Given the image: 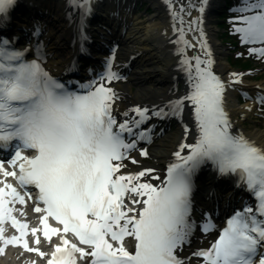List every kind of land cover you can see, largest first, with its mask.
Here are the masks:
<instances>
[{"label":"snow or ice","instance_id":"1","mask_svg":"<svg viewBox=\"0 0 264 264\" xmlns=\"http://www.w3.org/2000/svg\"><path fill=\"white\" fill-rule=\"evenodd\" d=\"M15 2L0 0V21L9 19ZM198 2L201 16L189 21L188 30L193 24L198 26L199 45L205 56L186 55V48L194 45L185 36L184 7L178 6L171 13L173 21L180 20L178 29L173 23V31L179 32L178 67L187 73L191 87L185 96L167 102V112L155 105L151 110L157 117L172 115L182 120L184 101H190L195 142L179 144L174 153L178 162L168 165L159 185L148 179L152 168L140 166L129 171L125 164L126 159L139 164L130 155L137 141L126 139L125 133L131 136L136 127L135 135L144 139L148 130H139V125L148 118L149 109L134 105L131 111L139 118L131 121L118 122L114 116L118 93L105 81L121 78L113 70L115 48L105 60L103 74L85 82L81 90H72L43 65L46 52L40 36L44 28L39 22H34L31 29L34 45L29 40L27 47L17 48L13 41L18 37H0V149H12L8 158H0V175L4 178L0 180V253L7 245H15L44 257L38 246L42 232L49 242L60 234V243L53 245L47 264H77L76 253L90 258L89 264H191L180 250L191 243L196 226L192 219L194 176L210 162L217 175L237 176V184L255 197V206L246 204L235 210L211 246L198 248L191 255L202 258L199 264H264V147L232 130L224 105L228 82L212 71L211 50L202 26L207 0ZM66 6L79 13L76 33L80 51L86 53L87 18L94 10L93 0H66ZM238 10L251 13L231 18L241 22L233 28L241 34L242 42L264 44V0H244ZM68 18L72 22V12ZM32 47L37 58L27 60L25 52ZM250 51L264 53V47ZM191 60H195L194 66ZM230 75L233 82H238L243 74ZM257 99L264 103V95ZM184 129L187 136L188 125ZM184 149L188 151L182 155ZM140 154L149 155L145 148ZM5 163L12 166L11 171ZM7 177H15L25 193ZM30 186L37 190L35 197ZM26 195L40 202L34 211L43 213L40 226L30 229L27 220L13 215L11 206L26 204ZM19 211L27 215L24 208ZM49 218L62 227L50 224ZM5 221H10L18 234L5 235ZM200 227L204 232L215 227L210 213H203ZM29 232L35 247L29 244ZM69 232L90 246V251L70 241ZM126 237L134 238V250L125 246Z\"/></svg>","mask_w":264,"mask_h":264},{"label":"bare ground","instance_id":"2","mask_svg":"<svg viewBox=\"0 0 264 264\" xmlns=\"http://www.w3.org/2000/svg\"><path fill=\"white\" fill-rule=\"evenodd\" d=\"M103 0H96L95 4L99 5ZM107 2L108 0H104ZM155 1V2H154ZM153 4L156 3L158 7H155L152 10L151 14L146 17H142L137 22H131L130 25L126 26L125 35L120 34L121 38L123 36L124 43L120 50L121 59L126 60L130 55L136 54V59L133 60V68L129 71V77L127 82L120 83L117 80L111 81L110 86L113 87L118 93V99L115 101L114 112L117 118L124 119L130 115L129 108H133L136 104H142L147 106L152 110V106L155 105L157 108H160V104L164 103L168 98H170V93L172 90V77H181L184 86V90L190 89V84L188 83L187 73L183 70H179L180 67V56L176 52V47L169 43V40L172 39L173 35V23H169L165 9L161 7L164 5L172 4L171 10H175L178 6L184 7L183 18H184V29L186 38L194 45V47L186 48V55L188 57L201 56L203 59L205 56V50L201 49L199 45V34L198 26L193 24L192 30L189 31V21L194 17L201 16V13L198 11L199 2L198 0H154ZM212 0H207V7L203 13V29L206 34V40L208 46L211 50L212 56V71H214L222 80L228 82L225 93H224V105L227 107L228 113L231 115H243L244 118L250 114L252 110V102L248 101L244 104H238L232 100V91L235 89V86L243 81L240 77L238 82H233L231 73H234L226 59L224 58L225 54L219 42L215 36V29L213 26L209 25V20L206 19V11L209 8V2ZM34 2H31L33 4ZM45 3L49 6V9H54L52 15L45 18V22L48 24V27L45 26V36H44V50L46 56L48 55L47 61V70H61L68 60L71 58L70 49L68 48L69 40V28L65 27L66 22L61 21L62 13L59 9L68 8L66 6V0H46ZM46 5V6H47ZM162 5V6H161ZM191 6V7H190ZM32 11H33V7ZM105 13L110 9L104 6ZM35 11V9H34ZM35 17L37 14L34 15ZM18 18L19 16H15ZM97 20L94 22L96 27L106 31L107 25L111 23L104 19L102 14H97ZM26 21V18L24 19ZM175 25L177 29L180 27V20L177 18L175 20ZM179 35V32L177 31ZM122 54V56H121ZM193 66L195 65V60L190 61ZM115 65V63L113 62ZM194 72L195 69L193 68ZM133 84H136V88L132 91L131 87ZM188 106L189 104H185ZM185 106V109H186ZM192 106V105H191ZM189 107V106H188ZM128 112V116L125 117L124 113ZM186 112L183 109L182 112V122H180L176 128L161 130L158 134L159 141L158 144L151 148L149 152L150 157L154 161L151 164L152 168L159 167L158 165L166 162L171 152L176 150L180 143H192L195 140V132H192L188 126V134L185 136L184 125L186 123ZM244 119L234 116L230 118L232 123V130L236 132H242L248 139L253 141L256 145L264 147V122H261V125L255 123L250 124V126L243 127L241 122ZM154 126L152 122L151 127ZM150 128V127H149ZM179 149V148H178ZM134 156L136 160L139 161V164L130 163L125 160V164L129 171L139 170L140 166H143L141 161L142 155L140 151L136 149L134 151ZM149 166V165H148ZM148 168V167H147ZM149 179V178H148ZM151 182V179H149ZM207 182H204L203 186ZM214 187H216L215 194L221 193L222 189L226 190L227 185L222 182H214ZM230 192V191H229ZM228 192V193H229ZM233 196L226 201H238L241 197L238 196V193L233 191ZM206 199V198H205ZM202 200V195L197 197L198 206L204 208L205 205L211 204V202H199ZM198 241L199 239L192 240L190 244L191 249L201 248L202 244ZM202 242V241H201ZM12 250V249H11ZM10 250V252H11ZM181 252L182 256H187L191 251ZM13 261H17L18 264H30L34 260L40 258V255L33 253H23L19 251L12 253ZM28 260L22 261L24 258ZM18 258V259H17ZM81 260V257L79 258ZM12 261V260H11ZM10 259L8 261L0 260V264H10ZM83 261V260H82ZM85 263V262H84ZM86 264V263H85Z\"/></svg>","mask_w":264,"mask_h":264},{"label":"rangeland","instance_id":"3","mask_svg":"<svg viewBox=\"0 0 264 264\" xmlns=\"http://www.w3.org/2000/svg\"><path fill=\"white\" fill-rule=\"evenodd\" d=\"M142 13H143V10H142ZM211 26H213V28L215 29L216 27L214 26V24H212ZM221 34H222V29H215V36L214 37H216L217 38V41L219 42V46H221V44H220V37H221ZM222 48H223V51L225 52V53H227L228 52V49L227 48H225V47H223V46H221ZM226 56V55H225ZM228 57V56H227ZM261 69H264V68H260L259 67V69H258V71L256 72V74L257 75H259L260 76V78H263L264 77V72L261 70ZM259 70H261V73H259ZM136 86V84H133L132 85V87H131V89H132V91H134V89L136 88L135 87ZM254 118V117H253ZM254 121V120H253ZM250 123L251 122H248V123H246L245 122V124L246 125H250ZM254 123H256V122H254ZM158 143H156L155 145H157ZM155 145H153V146H155ZM152 146V147H153Z\"/></svg>","mask_w":264,"mask_h":264}]
</instances>
